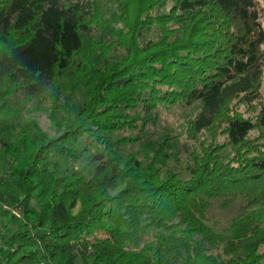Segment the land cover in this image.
I'll return each mask as SVG.
<instances>
[{"label": "trees", "instance_id": "1", "mask_svg": "<svg viewBox=\"0 0 264 264\" xmlns=\"http://www.w3.org/2000/svg\"><path fill=\"white\" fill-rule=\"evenodd\" d=\"M263 71L257 0H0V264H264Z\"/></svg>", "mask_w": 264, "mask_h": 264}, {"label": "rangeland", "instance_id": "2", "mask_svg": "<svg viewBox=\"0 0 264 264\" xmlns=\"http://www.w3.org/2000/svg\"><path fill=\"white\" fill-rule=\"evenodd\" d=\"M259 1V4L261 6H264V0H257ZM261 91L262 94L264 95V71H263V76H262V85H261ZM45 107L48 106V102L46 104H44ZM243 110V108H241ZM193 111L191 109H181L178 107L175 108H171V111H168L167 115H166V119L169 121V123L175 122L176 123H181L184 121V118H188L189 114H191ZM35 118L37 119L38 123L40 124L41 128L51 137V138H57L60 133L54 129V127L52 126V123L48 117V113L45 110H41L39 111V113H37V115L35 116ZM259 134V132H255L253 134V137H256ZM79 210V206L76 207L75 212H78ZM232 213L231 211L227 212V213H221L220 214V225L221 226H226L228 220L232 217ZM99 237L104 236L102 233H98Z\"/></svg>", "mask_w": 264, "mask_h": 264}]
</instances>
